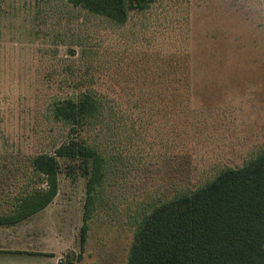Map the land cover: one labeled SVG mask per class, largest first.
Masks as SVG:
<instances>
[{"label": "rangeland", "instance_id": "1", "mask_svg": "<svg viewBox=\"0 0 264 264\" xmlns=\"http://www.w3.org/2000/svg\"><path fill=\"white\" fill-rule=\"evenodd\" d=\"M126 2L117 24L65 0H0V214L27 185L29 159L68 132L49 116L53 102L97 96L80 137L130 139L136 153L102 154L105 183L82 248L86 178L58 158L51 204L0 226V264H127L155 207L264 150V0ZM173 90L182 100L169 111L156 98Z\"/></svg>", "mask_w": 264, "mask_h": 264}, {"label": "trees", "instance_id": "2", "mask_svg": "<svg viewBox=\"0 0 264 264\" xmlns=\"http://www.w3.org/2000/svg\"><path fill=\"white\" fill-rule=\"evenodd\" d=\"M65 1L117 24L128 18L126 0ZM170 83L181 85L177 79ZM174 90L167 98H156L169 111H175L176 98L181 99ZM98 99L86 92L51 104L49 116L68 125V132L51 151L29 159L27 185L9 205L12 210L0 214V226L20 223L50 205L58 192V158L77 161L86 178L79 234L83 247L87 220L105 183L107 160L102 154H136L129 137L119 147L105 138L97 146L80 137L87 121L99 113ZM32 177H38L44 188H29ZM127 264H264V150L241 167L225 168L198 188L177 193L155 207L137 224Z\"/></svg>", "mask_w": 264, "mask_h": 264}]
</instances>
